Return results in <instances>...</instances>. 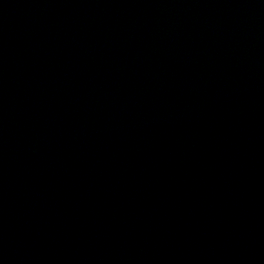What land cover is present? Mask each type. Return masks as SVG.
I'll return each mask as SVG.
<instances>
[{"label": "water", "instance_id": "1", "mask_svg": "<svg viewBox=\"0 0 264 264\" xmlns=\"http://www.w3.org/2000/svg\"><path fill=\"white\" fill-rule=\"evenodd\" d=\"M171 118L264 235V0H40Z\"/></svg>", "mask_w": 264, "mask_h": 264}]
</instances>
